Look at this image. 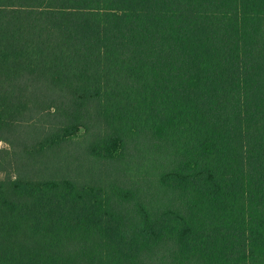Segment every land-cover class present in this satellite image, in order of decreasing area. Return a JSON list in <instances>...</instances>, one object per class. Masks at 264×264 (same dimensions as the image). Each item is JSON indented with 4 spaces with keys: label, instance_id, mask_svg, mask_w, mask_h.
Returning <instances> with one entry per match:
<instances>
[{
    "label": "trees",
    "instance_id": "obj_1",
    "mask_svg": "<svg viewBox=\"0 0 264 264\" xmlns=\"http://www.w3.org/2000/svg\"><path fill=\"white\" fill-rule=\"evenodd\" d=\"M103 125L87 154L159 141L181 208L56 177ZM0 141V264H264V0H0Z\"/></svg>",
    "mask_w": 264,
    "mask_h": 264
},
{
    "label": "rangeland",
    "instance_id": "obj_2",
    "mask_svg": "<svg viewBox=\"0 0 264 264\" xmlns=\"http://www.w3.org/2000/svg\"><path fill=\"white\" fill-rule=\"evenodd\" d=\"M96 132L104 133L105 125L91 126L82 129L72 142L61 147L62 158L73 151L74 161H60L56 177L69 178L80 184H90L102 187L108 195L128 212V219L138 218L137 204H143L152 213H161L168 208H181L179 191L165 186L161 182V174L170 170L176 163V158L166 153L164 146L159 141L155 144L151 140L131 141L121 156L111 162L105 163V159L87 154L88 140H92ZM9 144L0 141V178L6 176L8 168V154L3 150L9 148ZM50 162L54 160L50 157ZM81 164V165H80ZM117 191H131L130 201L124 200ZM147 264H159L155 257L148 259Z\"/></svg>",
    "mask_w": 264,
    "mask_h": 264
}]
</instances>
